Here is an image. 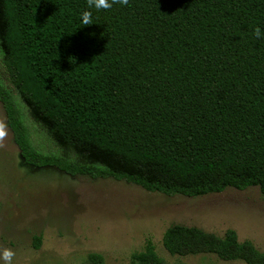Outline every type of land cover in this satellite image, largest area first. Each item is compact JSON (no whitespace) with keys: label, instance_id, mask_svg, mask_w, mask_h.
<instances>
[{"label":"trees","instance_id":"1","mask_svg":"<svg viewBox=\"0 0 264 264\" xmlns=\"http://www.w3.org/2000/svg\"><path fill=\"white\" fill-rule=\"evenodd\" d=\"M92 12V25L81 14ZM264 0H0V102L25 162L197 197L264 196ZM24 112L51 141L34 145ZM35 246L40 241L36 237ZM170 255L264 264V249L174 223ZM89 259L102 264L97 253ZM127 264H167L152 242Z\"/></svg>","mask_w":264,"mask_h":264},{"label":"rangeland","instance_id":"2","mask_svg":"<svg viewBox=\"0 0 264 264\" xmlns=\"http://www.w3.org/2000/svg\"><path fill=\"white\" fill-rule=\"evenodd\" d=\"M0 75L8 84L1 66ZM23 116L32 143L52 150L51 141L26 112ZM0 119L6 121L1 102ZM174 223L217 235L231 228L238 240L263 250L264 196L258 186L197 197L166 195L126 180L36 167L24 161L8 127L0 148V249L16 252L12 264H96L91 253L101 255L102 264H127L149 241L167 264H245L209 253L170 255L162 235Z\"/></svg>","mask_w":264,"mask_h":264},{"label":"clouds","instance_id":"3","mask_svg":"<svg viewBox=\"0 0 264 264\" xmlns=\"http://www.w3.org/2000/svg\"><path fill=\"white\" fill-rule=\"evenodd\" d=\"M88 8H95L96 10H108L113 7L114 4L128 5L129 0H87ZM81 23L82 26L92 25V12L84 11L81 14ZM253 35L257 39L264 38V32L261 28L257 26L254 29ZM8 138V125L7 122L0 119V148L5 147V141ZM16 252L12 248H2L0 249V260L3 261V264H12L13 258L15 257Z\"/></svg>","mask_w":264,"mask_h":264}]
</instances>
